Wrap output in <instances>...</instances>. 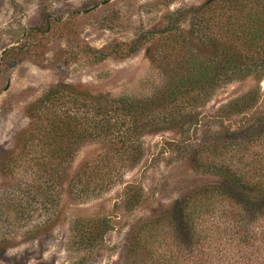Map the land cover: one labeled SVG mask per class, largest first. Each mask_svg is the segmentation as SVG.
<instances>
[{"label": "trees", "instance_id": "16d2710c", "mask_svg": "<svg viewBox=\"0 0 264 264\" xmlns=\"http://www.w3.org/2000/svg\"><path fill=\"white\" fill-rule=\"evenodd\" d=\"M195 13L202 19L192 22L188 35L168 29L149 49L151 64L166 76L158 96L128 101L59 87L29 107L30 126L16 148L0 157V176L12 181L7 190H0V255L52 230L58 215L52 212L51 190L63 184L67 158H73L82 143L109 138V155H122L132 163L143 152L141 145L117 147L121 141L127 144L137 134L162 129L160 125L190 132L199 123L194 111L204 107L216 89L264 75V0H207ZM175 15L170 16L175 24L185 17L179 11ZM156 33L151 32L152 39ZM256 95L248 93L223 106L212 117L221 128L218 132L203 136L198 144L180 142L178 148L187 152L197 171L212 175L214 183L182 197L171 216L141 221L130 234L124 264H211L213 257L216 264H264V116L254 113ZM122 127H127L125 133ZM113 168L119 171L123 165ZM19 171L32 182H19ZM102 171L92 191H104L111 174ZM82 172L73 176L70 186L77 200L93 181H84ZM135 188L125 192L128 207L143 202L142 191ZM36 212L42 215L39 221ZM113 227L109 217H79L71 228L70 245L94 252ZM168 227L170 232L164 233ZM166 240L172 254L156 247ZM216 240L218 248L212 246ZM195 246L204 254L191 259L184 250Z\"/></svg>", "mask_w": 264, "mask_h": 264}, {"label": "rangeland", "instance_id": "374dc122", "mask_svg": "<svg viewBox=\"0 0 264 264\" xmlns=\"http://www.w3.org/2000/svg\"><path fill=\"white\" fill-rule=\"evenodd\" d=\"M206 1L0 0V157L16 148L20 135L30 126L29 107L54 88L72 87L128 101L158 96L166 76L151 64L149 49L168 29L177 28L188 35L192 22L202 19L195 12ZM178 11L185 14L183 21L170 22V16ZM154 31L156 39H152ZM132 48L135 52L130 53ZM252 92L257 94L254 113L264 116V75L234 81L216 89L204 107L194 111L199 123L190 132L171 131L167 125H160L162 129L117 144L141 145L143 154L132 163L122 155H109V138L82 143L74 157L67 158L63 184L51 190L55 202L52 212L58 215L52 230L37 241H23L8 249L0 255V264H124L130 234L141 221L171 216L182 197L214 183L212 175L197 171L187 152L178 148L180 142L188 139L190 145L198 144L203 136L218 132L221 128L212 117L230 101ZM125 129L121 131L125 133ZM121 165L119 171L113 168ZM101 170L111 175L105 179L104 191H92ZM82 171L86 172L84 181L93 177V183L77 200L70 186L73 176ZM16 179L32 182L21 171ZM11 184V180L0 176V190H7ZM129 187L142 191L139 206L125 204ZM79 217L111 219L113 230L94 252L70 245L71 228ZM34 218L42 219L41 213L36 212ZM213 218L208 219L212 222ZM7 228L8 224L3 230ZM169 232V227L164 228V233ZM217 243L214 241L212 246L216 248ZM163 244H157V249L172 254L168 247L171 243L166 240ZM223 248L221 244L219 251ZM184 254L194 259L204 252L195 246L186 248ZM211 264H216L214 257Z\"/></svg>", "mask_w": 264, "mask_h": 264}]
</instances>
